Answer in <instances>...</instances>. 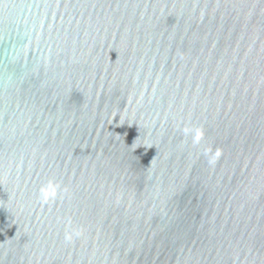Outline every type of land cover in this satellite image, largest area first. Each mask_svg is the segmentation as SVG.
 Segmentation results:
<instances>
[{"label": "water", "instance_id": "water-1", "mask_svg": "<svg viewBox=\"0 0 264 264\" xmlns=\"http://www.w3.org/2000/svg\"><path fill=\"white\" fill-rule=\"evenodd\" d=\"M0 264H264V0H0Z\"/></svg>", "mask_w": 264, "mask_h": 264}, {"label": "clouds", "instance_id": "clouds-1", "mask_svg": "<svg viewBox=\"0 0 264 264\" xmlns=\"http://www.w3.org/2000/svg\"><path fill=\"white\" fill-rule=\"evenodd\" d=\"M44 195H46V193H44Z\"/></svg>", "mask_w": 264, "mask_h": 264}]
</instances>
